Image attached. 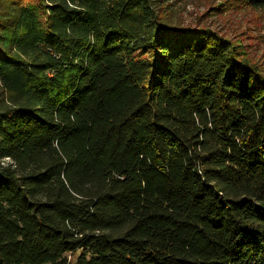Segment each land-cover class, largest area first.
I'll use <instances>...</instances> for the list:
<instances>
[{
  "label": "trees",
  "instance_id": "1",
  "mask_svg": "<svg viewBox=\"0 0 264 264\" xmlns=\"http://www.w3.org/2000/svg\"><path fill=\"white\" fill-rule=\"evenodd\" d=\"M162 7L0 0V264H264V67Z\"/></svg>",
  "mask_w": 264,
  "mask_h": 264
},
{
  "label": "rangeland",
  "instance_id": "2",
  "mask_svg": "<svg viewBox=\"0 0 264 264\" xmlns=\"http://www.w3.org/2000/svg\"><path fill=\"white\" fill-rule=\"evenodd\" d=\"M165 17L182 27L217 31L233 41L264 67V14L237 8L235 0H157Z\"/></svg>",
  "mask_w": 264,
  "mask_h": 264
}]
</instances>
